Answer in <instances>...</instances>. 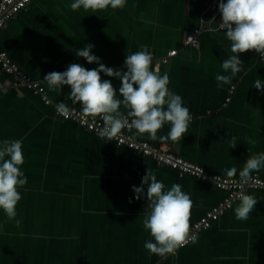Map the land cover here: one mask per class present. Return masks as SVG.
<instances>
[{
	"label": "crops",
	"instance_id": "0c3cea01",
	"mask_svg": "<svg viewBox=\"0 0 264 264\" xmlns=\"http://www.w3.org/2000/svg\"><path fill=\"white\" fill-rule=\"evenodd\" d=\"M73 2L32 0L0 30V50L40 80L54 102L82 109L70 98L69 86L50 90L43 78L72 63L98 67L76 55L86 44L114 69L123 68L127 55L147 50L152 70L169 75L168 88L183 98L192 120L179 142L167 138L168 123L156 140L135 129L137 138L166 143L177 155L227 177L231 168L237 170L231 177H240L246 160L264 152V92L254 87L256 80L264 81V63L254 50L240 54L243 71L217 87V74L230 75L222 62L233 53L208 0H126L122 9L95 12L73 11ZM193 32H199V42L186 46ZM171 49L177 54L162 62ZM101 77L118 91V78ZM5 139L23 141L27 183L19 189V227L0 209V264H264V187L246 192L258 199L247 220L236 219L238 200L176 255H149L144 243L152 237L143 227L147 201L135 199L132 190L147 169L166 189L175 183L190 194V226L226 192L62 119L52 104L15 86L0 67V143ZM256 175L264 179V169L251 173Z\"/></svg>",
	"mask_w": 264,
	"mask_h": 264
},
{
	"label": "clouds",
	"instance_id": "9594fccd",
	"mask_svg": "<svg viewBox=\"0 0 264 264\" xmlns=\"http://www.w3.org/2000/svg\"><path fill=\"white\" fill-rule=\"evenodd\" d=\"M113 10L124 8L126 0H74L70 8L73 11L81 7L85 10ZM220 28L230 41L233 53L222 62V69L230 75H216L217 87L231 84L232 79L243 71V60L240 54L254 50L260 58H264V0H219ZM94 45L88 43L76 51L89 64L98 67L88 69L80 63H72L65 71H52L44 76L50 90L71 88L70 98L73 103H80L85 115L99 117L103 127L99 131L100 138L112 141L122 129L135 128L137 134L147 133L156 140L158 131L170 124L167 138L179 142L187 132L192 120L190 109L184 106L183 98L172 92L168 85L167 73L160 75L159 70H152V55L147 50L127 55L122 69H114L101 62V58L93 54ZM126 69V70H124ZM101 73L108 77L118 78L120 86L117 91L111 80L102 79ZM254 87L264 92V81L258 79ZM117 93L122 99L118 98ZM57 114L68 118L71 109L60 102L55 105ZM121 107L127 109L126 116ZM231 148L237 145L236 137H232ZM255 145L257 141L247 140ZM22 140H3L0 143V209L8 220H15L19 227L21 221L16 219V206L22 199L19 189L27 183V177L21 170L24 164ZM264 169V152L250 156L240 170V177L245 182L251 173ZM235 168L227 169L231 177ZM146 187V192H145ZM135 199L146 198L147 211L143 227L150 232L152 239L144 243L149 255L161 258L176 255L178 250L188 243H195L196 237L189 236L190 215L193 201L190 194L182 191V186L173 183L166 189L165 184L157 179L154 172L147 169L139 187L133 185ZM240 203L235 209L237 220H247L255 209L258 199L254 195L240 192L236 197ZM131 202V201H130Z\"/></svg>",
	"mask_w": 264,
	"mask_h": 264
},
{
	"label": "built area",
	"instance_id": "2783aa9c",
	"mask_svg": "<svg viewBox=\"0 0 264 264\" xmlns=\"http://www.w3.org/2000/svg\"><path fill=\"white\" fill-rule=\"evenodd\" d=\"M31 1L32 0H0V30L10 19L16 16L18 12L26 8ZM208 1L209 10L213 12L219 20L217 29L224 30L220 28V13L218 11L219 0ZM225 2H227V0H225ZM198 42L199 32L188 34L184 40L186 46H195ZM176 54V49L167 51L162 62H168V60ZM261 60L264 63V58H261ZM0 67L11 77L15 86H23L29 89L32 93L41 97L45 104H52L56 111L55 105H57V103L50 98L46 86L40 80L33 78L15 60H13L5 50H0ZM70 109L71 112L68 118L59 114L58 116L64 120L74 121L81 128L97 134L102 129L103 121L99 117L85 115L80 108L70 107ZM123 114L126 116L127 112H124ZM133 130H135V128H124L113 138V140L120 146H126L131 150L142 152L143 154L154 158L161 164L169 165L177 170L180 175L195 176L226 192L225 197L221 201L208 209L201 218L193 222L190 226L189 236H195L197 239L201 232L210 228L215 220L238 201L236 198L238 193L244 192L246 194L250 189L255 190L264 187V179L258 175L251 176V178L245 182L241 177H227L220 174L210 173L206 168L196 162L177 155L166 143L154 145L149 141L137 138L133 134Z\"/></svg>",
	"mask_w": 264,
	"mask_h": 264
}]
</instances>
